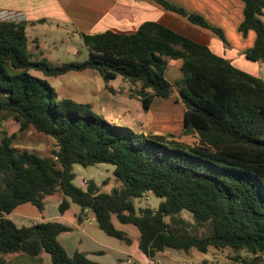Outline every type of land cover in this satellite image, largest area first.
I'll list each match as a JSON object with an SVG mask.
<instances>
[{
  "label": "trees",
  "instance_id": "16d2710c",
  "mask_svg": "<svg viewBox=\"0 0 264 264\" xmlns=\"http://www.w3.org/2000/svg\"><path fill=\"white\" fill-rule=\"evenodd\" d=\"M155 1L228 44L222 30L204 17ZM241 1L245 18L239 30L256 34L244 55L264 66V0ZM27 28L25 21L0 22V125L12 119L20 132L33 128L55 143L51 155L43 157L17 150L16 133L0 139V264L16 254H49L53 264H100L85 252L67 254L59 236L72 227L59 221L18 227L8 217L25 204L42 213L46 200L58 195L61 214L76 204L93 213L105 234L127 244L131 238L113 219L135 226L138 248L149 258L168 250L231 249L264 260V78L159 23L146 22L134 34H82L88 59L62 64L48 61L38 45L31 48ZM169 61L182 62L184 76L176 86L185 106L184 134L197 135L193 144L112 124L91 104L58 99L50 83L33 74L94 70L107 85L121 79L148 92L143 107L149 110L155 98L174 96L166 77ZM131 88L128 97L135 99ZM99 164L114 166L121 185L105 194L93 181L86 190L74 184V165ZM148 194L162 200L159 208L137 210L134 201ZM183 212L192 223L179 219Z\"/></svg>",
  "mask_w": 264,
  "mask_h": 264
},
{
  "label": "crops",
  "instance_id": "0c3cea01",
  "mask_svg": "<svg viewBox=\"0 0 264 264\" xmlns=\"http://www.w3.org/2000/svg\"><path fill=\"white\" fill-rule=\"evenodd\" d=\"M185 9L189 13L197 14L206 19L212 27L222 30L228 43L211 30L192 24L187 18L169 10L155 0H0V10L12 11L21 14L28 23L27 35L30 41L42 49L44 38L50 36V43L57 46L60 36L66 41L82 39V34L94 35L107 31L121 34H134L146 22L159 23L181 35H184L202 45L208 46L212 52L229 60L237 68L253 75L259 76L262 68L259 63L248 60L244 53L251 49L256 41V34L250 31L247 35L240 32L239 27L243 22L245 5L241 0H166ZM264 22V15L262 16ZM45 54V52L43 51ZM181 61H169L166 77L174 85V96L169 98L157 97L151 108L143 107V99L148 92H134L135 99H121L104 90L100 94V109L108 121H118L117 124L126 126L139 133L169 135L178 141H187L197 135L189 131L185 135L184 116L185 106L181 101L179 88L176 83L183 78ZM133 100V101H132ZM197 140V137H196ZM190 142V141H189ZM58 200H46L44 212L36 214L23 212L17 208L8 217L18 227H29L37 223L59 221L72 227L71 235L78 236L72 254L85 252L89 258L100 264H166L165 261L148 258L138 248L139 234L135 233L128 244L135 252L123 250L117 252L119 256L110 258L108 249H101L100 244L92 236L91 227L96 226L95 216L91 211H73V220L67 218L70 209L61 214L59 206L62 197ZM26 205V204H25ZM23 206V205H22ZM82 218L79 222L78 217ZM126 233V232H125ZM65 234V233H64ZM61 234L59 242L61 241ZM61 243V242H60ZM127 244V243H126ZM65 247V246H64ZM66 249V248H65ZM165 253V252H162ZM161 254V253H158ZM156 254V255H158ZM6 264H53L49 254L31 257L22 254L7 257ZM167 264H174L168 263ZM181 264V263H180Z\"/></svg>",
  "mask_w": 264,
  "mask_h": 264
},
{
  "label": "rangeland",
  "instance_id": "374dc122",
  "mask_svg": "<svg viewBox=\"0 0 264 264\" xmlns=\"http://www.w3.org/2000/svg\"><path fill=\"white\" fill-rule=\"evenodd\" d=\"M49 38L50 36L44 38V40H46L47 42L42 43V49L45 52V57L51 63H80L88 59V48L85 46L84 42L81 39L78 38V40L69 42L66 41L65 36L61 35L57 46H53L51 45ZM32 42L33 41H31V48L35 50L36 45ZM261 67L262 68L258 71V74L261 78H264V66L261 65ZM33 74L47 80L55 90L58 99L69 98L77 103L91 104L93 105V110L101 115L103 114L100 109V94L102 95V92L104 90L108 91L111 95L121 97V99H131L130 97H128L131 88L128 83L122 81L121 79H118L116 81L109 82V84L107 85L100 74L94 70H86L84 72H71L60 77H45L42 75V73L38 72H33ZM111 88L114 89L115 93L110 91ZM132 90L133 94L136 91L139 92L138 88ZM109 122H111L112 124H116L117 126H121L117 124L118 121L110 120ZM134 132L139 133V131ZM13 133L17 134V138L14 141V146L17 150L21 151L23 149H27L36 153L38 156L43 157H49L51 155V150L54 148L55 142L50 137L38 133L33 128L25 132H20L19 125L16 124L12 119L1 122L0 139L3 137V135H11ZM185 140L187 141L183 142L193 144L194 142H196V137H194L193 139L189 137ZM73 171L75 173L74 184L84 190H86L89 181H93L97 185L100 192L105 194H110L114 188H117L121 185L114 176V166L110 164H99L89 167L74 165ZM59 198L60 197L55 196L51 198V200H58ZM161 201L162 200L157 198L156 196L150 195L147 198L136 199L134 203L137 210H139L140 208H150L156 210L159 208ZM20 209L23 212L34 211L36 214L39 213L37 209L30 204L23 205L20 207ZM77 210H79V206L73 204V209L67 214V218H69V220H73V211ZM179 219H185L187 223L193 222L192 216L187 212H183ZM177 220L178 219L174 221V224H176ZM167 222L171 223V220L167 219ZM113 223L117 230L126 232L131 238L135 236V233L139 234V231L135 226L123 225L115 217L113 219ZM88 229H92L91 232L94 240H96L98 244L103 246L100 247L101 249H104L105 251H107L108 249H105L104 247L111 249L108 250L109 256L107 259L113 258L116 260V258L119 256L116 251H136L134 248L126 244V242L108 236L96 226ZM188 230L189 232H191V227H189ZM71 233L63 234L60 241V244L63 247L65 246L64 249L66 248L65 250L69 256H71V251L73 250L74 245L78 240V236L71 235ZM67 250L70 252V254ZM156 259L165 261L166 264L167 262H174V264H246L245 261H257L260 264H264V260L260 257L254 256L245 251L236 252L231 249H211L207 254L200 253L196 249H192L189 252L168 250L165 253L156 255Z\"/></svg>",
  "mask_w": 264,
  "mask_h": 264
},
{
  "label": "built area",
  "instance_id": "2783aa9c",
  "mask_svg": "<svg viewBox=\"0 0 264 264\" xmlns=\"http://www.w3.org/2000/svg\"><path fill=\"white\" fill-rule=\"evenodd\" d=\"M11 21V22H22L24 21V17L16 12L12 11H2L0 10V22ZM151 194H148L144 198L149 197Z\"/></svg>",
  "mask_w": 264,
  "mask_h": 264
}]
</instances>
